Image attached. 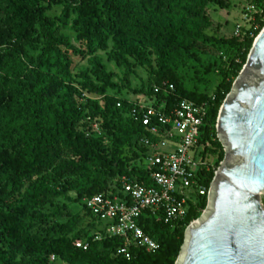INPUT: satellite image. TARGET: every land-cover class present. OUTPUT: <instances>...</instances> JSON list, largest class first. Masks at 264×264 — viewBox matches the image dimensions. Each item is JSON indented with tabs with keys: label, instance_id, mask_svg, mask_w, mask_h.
Segmentation results:
<instances>
[{
	"label": "trees",
	"instance_id": "1",
	"mask_svg": "<svg viewBox=\"0 0 264 264\" xmlns=\"http://www.w3.org/2000/svg\"><path fill=\"white\" fill-rule=\"evenodd\" d=\"M43 1L0 0V264H174L207 193L189 201L174 227L149 212L142 215L141 228L158 244L154 252L133 246L127 259L117 254L120 238L92 239L94 218L84 198L120 196L123 175L152 185L149 169L125 155L144 129L129 115L127 100L110 93L120 86L95 53L110 40L108 61L127 72L149 69L148 87L135 92L155 103L170 107L186 98L206 107L202 142L219 150L214 167L200 168L197 177L209 190L224 154L215 134L217 113L264 20L253 36H234L239 45L233 57L220 53L222 87L203 96L184 90L171 58L205 42L202 28L212 24L206 7H227L225 0H64L58 19L46 14ZM250 3L264 7V0ZM68 27L76 44L62 32ZM74 58H87L89 67L74 75ZM80 201L83 213H73L69 205ZM84 238L88 247H75Z\"/></svg>",
	"mask_w": 264,
	"mask_h": 264
},
{
	"label": "built area",
	"instance_id": "2",
	"mask_svg": "<svg viewBox=\"0 0 264 264\" xmlns=\"http://www.w3.org/2000/svg\"><path fill=\"white\" fill-rule=\"evenodd\" d=\"M264 14V7L247 4L242 12V24L236 25L234 36H253ZM173 90V85H168ZM92 98L90 96H86ZM94 99V98H92ZM130 116L144 129L137 144L141 148V162L134 166L149 169L152 185H144L124 175L119 177L118 194H95L82 200L85 210L100 226L93 240L120 238L117 254L130 258V247L137 246L154 252L158 244L140 226L146 212L155 215L171 227L181 222L189 201L208 190L197 177L200 168H210L203 158L206 145L202 134L207 124L208 112L204 105L182 98L166 107L154 99L127 100ZM92 130L98 132L95 122ZM146 132V133H145ZM75 247L86 249L88 239L77 240ZM54 261L55 257L50 256Z\"/></svg>",
	"mask_w": 264,
	"mask_h": 264
},
{
	"label": "water",
	"instance_id": "3",
	"mask_svg": "<svg viewBox=\"0 0 264 264\" xmlns=\"http://www.w3.org/2000/svg\"><path fill=\"white\" fill-rule=\"evenodd\" d=\"M223 158L174 264H264V26L222 101Z\"/></svg>",
	"mask_w": 264,
	"mask_h": 264
},
{
	"label": "rangeland",
	"instance_id": "4",
	"mask_svg": "<svg viewBox=\"0 0 264 264\" xmlns=\"http://www.w3.org/2000/svg\"><path fill=\"white\" fill-rule=\"evenodd\" d=\"M53 3L52 0H44L43 5L46 7V14L54 19H58L65 8L64 0ZM227 7H220L217 4L210 3L206 7V13L211 19L212 24L203 27V33L206 35L205 42L199 41L194 47L192 54H186L180 57L176 52L171 60L174 63L173 69L175 73L182 78V85L185 91L193 92L198 95L209 96L218 92V88L222 87V61L220 53L227 52L228 59L235 55V50L239 41L234 37L236 25L242 24V12L247 4L253 0H225ZM264 20V18H262ZM264 26V25H263ZM73 43L76 41V33L71 27L62 30ZM111 49V41H107L106 50H98L95 55L102 59L108 72H112L114 77L112 81L120 86V91H110L111 94H116L125 100L146 99L143 93H136L135 91L141 88L146 89L149 85L150 70L140 68L139 66L131 67L130 71L124 68L117 67L113 62L108 61L107 53ZM87 59V58H86ZM75 60V68L73 74L83 71L88 68L87 60ZM217 138V137H216ZM218 140V139H217ZM222 146V145H221ZM223 148V146H222ZM218 150L214 147L206 146L205 161L214 167L217 159ZM141 148L135 146L132 151L126 152L125 155L130 163L141 162L140 160ZM116 186V179L114 182ZM262 203L264 206V196H262ZM73 213H83L81 201L69 205ZM94 233H97L100 226L94 222Z\"/></svg>",
	"mask_w": 264,
	"mask_h": 264
}]
</instances>
